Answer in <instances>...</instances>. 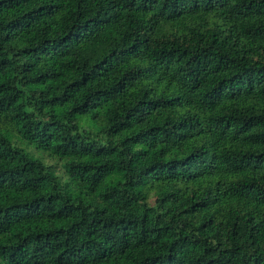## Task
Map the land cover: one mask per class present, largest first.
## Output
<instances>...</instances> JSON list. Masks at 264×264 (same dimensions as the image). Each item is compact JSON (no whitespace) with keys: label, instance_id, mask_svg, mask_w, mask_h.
I'll return each mask as SVG.
<instances>
[{"label":"trees","instance_id":"trees-1","mask_svg":"<svg viewBox=\"0 0 264 264\" xmlns=\"http://www.w3.org/2000/svg\"><path fill=\"white\" fill-rule=\"evenodd\" d=\"M0 264H264V0H0Z\"/></svg>","mask_w":264,"mask_h":264},{"label":"rangeland","instance_id":"rangeland-1","mask_svg":"<svg viewBox=\"0 0 264 264\" xmlns=\"http://www.w3.org/2000/svg\"><path fill=\"white\" fill-rule=\"evenodd\" d=\"M78 124H79V127H80V131H87L88 133L92 134V135H95L97 134L98 130H99V126L93 122L89 116H86V117H83L81 119L78 120ZM30 149H34L33 146H28ZM43 155L40 154L39 157H42ZM46 162L47 163H50V164H54V165H57V173L59 174V176L64 179V175H63V171H62V168L60 166L59 163H56L55 161H52V160H49V159H46Z\"/></svg>","mask_w":264,"mask_h":264}]
</instances>
